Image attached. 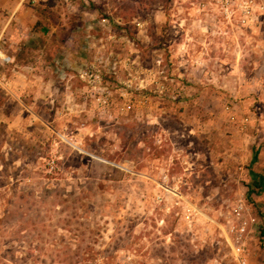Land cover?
Wrapping results in <instances>:
<instances>
[{
	"label": "rangeland",
	"instance_id": "1",
	"mask_svg": "<svg viewBox=\"0 0 264 264\" xmlns=\"http://www.w3.org/2000/svg\"><path fill=\"white\" fill-rule=\"evenodd\" d=\"M0 3V264H264V0Z\"/></svg>",
	"mask_w": 264,
	"mask_h": 264
},
{
	"label": "built area",
	"instance_id": "2",
	"mask_svg": "<svg viewBox=\"0 0 264 264\" xmlns=\"http://www.w3.org/2000/svg\"><path fill=\"white\" fill-rule=\"evenodd\" d=\"M225 7V12L228 13L229 6H232L234 0H219ZM233 13V11H231ZM6 25L0 18V47L3 41V36L6 31ZM11 62V58L2 52L0 49V90L8 91V77L3 73V68L6 63ZM88 78L94 84L102 85V75L98 73L82 75V78ZM163 88V87H162ZM107 88L104 87L103 90ZM162 92V91H161ZM127 97L128 93L125 91L122 94ZM103 104H108V97L103 99ZM133 109V102L129 99L122 107L123 111H131ZM226 110L229 113L231 122H237L241 131L245 132L251 126V115H244L239 120L236 118L235 107L229 103L226 105ZM258 218L253 214L252 207L244 197L238 199L234 204L232 211L226 216L220 229L226 244L230 247L233 260L235 264H250L251 259V240L253 235L258 232Z\"/></svg>",
	"mask_w": 264,
	"mask_h": 264
},
{
	"label": "trees",
	"instance_id": "3",
	"mask_svg": "<svg viewBox=\"0 0 264 264\" xmlns=\"http://www.w3.org/2000/svg\"><path fill=\"white\" fill-rule=\"evenodd\" d=\"M44 15V14H43ZM45 16V15H44ZM37 27H39V30H44L45 27H43V22L39 21L37 23ZM2 104V101H0V105ZM257 177V176H256ZM259 184L262 186L261 189L264 188V182H263V178L261 176H259Z\"/></svg>",
	"mask_w": 264,
	"mask_h": 264
},
{
	"label": "crops",
	"instance_id": "4",
	"mask_svg": "<svg viewBox=\"0 0 264 264\" xmlns=\"http://www.w3.org/2000/svg\"><path fill=\"white\" fill-rule=\"evenodd\" d=\"M1 1H5V0H1ZM1 7H3V4L2 3H0V8ZM36 25H37V23H36ZM45 30V29H44ZM62 43V42H61ZM63 45H64V43H62ZM252 163L254 162V159H252V161H251ZM252 174H254V173H252ZM254 177H256L257 175H253ZM260 176V175H259ZM259 176H257V178H258V181H259ZM262 177V176H261ZM263 178V177H262Z\"/></svg>",
	"mask_w": 264,
	"mask_h": 264
}]
</instances>
